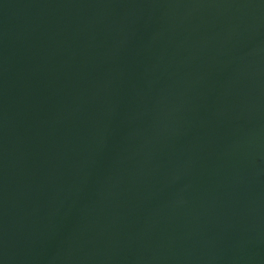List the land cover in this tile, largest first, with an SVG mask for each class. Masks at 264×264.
<instances>
[{
  "label": "water",
  "instance_id": "95a60500",
  "mask_svg": "<svg viewBox=\"0 0 264 264\" xmlns=\"http://www.w3.org/2000/svg\"><path fill=\"white\" fill-rule=\"evenodd\" d=\"M0 264H264V0H0Z\"/></svg>",
  "mask_w": 264,
  "mask_h": 264
}]
</instances>
